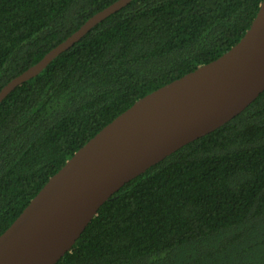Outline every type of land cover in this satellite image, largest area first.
I'll use <instances>...</instances> for the list:
<instances>
[{
    "label": "trees",
    "instance_id": "1",
    "mask_svg": "<svg viewBox=\"0 0 264 264\" xmlns=\"http://www.w3.org/2000/svg\"><path fill=\"white\" fill-rule=\"evenodd\" d=\"M117 0H0V89ZM262 0H132L0 103V235L136 101L232 48ZM55 264H264V91L130 180Z\"/></svg>",
    "mask_w": 264,
    "mask_h": 264
},
{
    "label": "water",
    "instance_id": "2",
    "mask_svg": "<svg viewBox=\"0 0 264 264\" xmlns=\"http://www.w3.org/2000/svg\"><path fill=\"white\" fill-rule=\"evenodd\" d=\"M132 0L90 17L0 89V103ZM264 91V0L227 52L136 101L79 148L0 235V264H55L99 207L165 157L230 121Z\"/></svg>",
    "mask_w": 264,
    "mask_h": 264
}]
</instances>
